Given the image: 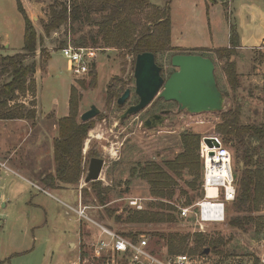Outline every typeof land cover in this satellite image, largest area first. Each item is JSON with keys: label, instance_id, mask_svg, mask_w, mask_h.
Returning a JSON list of instances; mask_svg holds the SVG:
<instances>
[{"label": "rangeland", "instance_id": "obj_1", "mask_svg": "<svg viewBox=\"0 0 264 264\" xmlns=\"http://www.w3.org/2000/svg\"><path fill=\"white\" fill-rule=\"evenodd\" d=\"M41 1L46 2L47 5L25 6L26 1L22 5L37 32L41 33L43 38L36 54L30 55L26 61V64L33 62L37 64L36 76L34 75L36 95L33 97L21 94L15 102L20 106L23 104L28 111L35 112V117L27 120L32 130V136L24 147L30 150L28 152L29 165L33 167L39 164L45 172L53 167L52 161L50 162L47 157L48 150L51 149L54 137H59V120L69 116L72 89H75L78 99V122L83 123L81 116L92 106H96L100 114L92 120L94 128L89 132L85 141L83 152L85 172L78 185H69L72 189L65 188L70 191L68 194L62 195L46 188L56 199L32 190V193H28L26 197L14 200L16 185L27 183L17 177H6L5 180L0 181V187H5L3 193L8 198L7 206L0 212L2 215L0 259L10 258L11 264H70L78 252L83 255L84 264H127L125 259L118 256L114 262L111 257L96 259L93 256V245L96 244L99 235L97 232L100 231L98 226L109 228L119 235L134 234L137 237H146L152 252L162 260L176 256L168 253L166 242L159 235L167 237L174 233L196 234L194 233L196 227L194 215H191L189 219H181L177 215L176 222L170 224H132L127 222V217L138 210L130 205V200H141L144 211L152 210L158 202L171 204L176 206L178 214V207H188L184 204L189 197L194 199L193 205L201 199L204 171H199L201 179L197 188L189 186L190 182L196 180V175L185 172V175L178 179L177 186L173 189L175 196L170 202L153 198L148 180L138 175L131 177V169L143 167L146 163L163 165L166 161L175 160L183 151L180 140L183 133L201 136L199 162L203 165L201 149L207 144L205 140L217 139L223 144L222 139L216 136L215 129L221 122L222 114L237 104V101L242 105L244 125L264 126V44L259 49L239 50L238 54L232 58L237 64L239 75V89L236 92L231 90L224 73L226 60L220 61L216 55H212L216 64L215 74L218 87L230 95L229 98L225 97L222 112L194 115L187 111H179L178 105L174 102L166 103L156 99L146 110L123 119V115L137 98L135 96L134 61L136 60L134 56L128 51L115 48L106 49L102 45L100 48L90 46L88 47L92 49L89 53L90 72L79 77L71 74L67 60L59 51L69 45L75 47L83 36L90 42V36H95L97 28L93 25L83 27L76 25L75 31L72 32L69 27L65 26L46 37L43 33V25L50 20V9L53 7L51 4L54 0ZM60 1L71 2V0ZM168 2L169 0H151V3L159 7L166 6ZM223 8L222 6L221 10L224 11ZM231 10L234 11V19L237 20L239 29L241 9L237 6V2L233 3ZM218 12L214 7L207 6L202 17L207 40L210 42L219 29L216 23ZM174 13V18L179 21L181 16L179 9H176ZM24 35L25 20L18 9L17 0H0V57L21 53L24 47ZM241 54L243 56H240ZM173 56L174 53H164L156 57L157 64L162 67L165 78L176 71L171 65ZM94 65L96 69H93ZM95 73L97 74L96 87L94 86ZM9 81V76L1 77L0 75V85ZM110 85L115 86L120 97L127 89L132 90L133 96L126 106L118 107L116 100L110 98L108 93ZM168 108L172 113L162 125L145 128V122L150 116L160 114V110ZM92 132H95V137L91 136ZM6 134L7 132L1 128L0 138L6 137ZM10 143L17 145L16 140ZM225 147L233 155L231 149ZM91 151L95 155L93 158L105 161L99 182L111 189L106 206L97 204L90 189L91 183H85L89 161L92 158L89 157ZM0 162L4 161L0 160ZM35 170L38 171V168L35 167ZM35 181L40 186L42 185L40 178ZM84 189H88L90 194L85 195ZM182 191H186L188 195H183ZM79 197H81L82 204L88 207L90 221L79 220L78 215L66 206L69 204L76 209L79 206ZM32 199L37 206L29 204L28 201ZM108 210L115 212L113 216H110ZM238 215L235 207L231 206L228 210L227 221L224 224L210 225L204 235L211 238L220 236L225 240H230L224 248L225 259H222L220 264H256L257 259L260 264H264L263 234H257L254 226H250L246 231L232 228L229 221ZM117 216L121 217L120 221L116 220ZM255 216L264 218V207L259 213H255ZM80 227L82 234L80 244L76 251L70 252L69 242L70 240L77 242V232ZM104 238L107 239V236ZM192 247L193 244L190 243L189 248ZM182 254L199 255L188 252ZM230 255L231 257H228ZM208 256V261H202V264L216 262L215 254L210 253Z\"/></svg>", "mask_w": 264, "mask_h": 264}, {"label": "trees", "instance_id": "obj_2", "mask_svg": "<svg viewBox=\"0 0 264 264\" xmlns=\"http://www.w3.org/2000/svg\"><path fill=\"white\" fill-rule=\"evenodd\" d=\"M218 0H214L217 2ZM171 0L164 7L154 6L150 0H71L70 3L54 1L50 9V20L43 25V33L49 37L62 27H69L74 32L75 26L93 25L97 28L95 36H90V42L85 36L76 44L77 48H115L128 51L136 57L143 53L159 54H198L207 58L216 55L220 61H225L224 73L233 92L239 89V75L237 64L232 60L238 54L240 35L235 24L231 25L230 47L226 49L208 50H181L172 44V19ZM18 9L25 20L24 47L21 53L14 56L0 57V75L9 76L10 81L0 85V121L30 120L35 117V112L28 111L21 104H15L19 95H36V82L34 75L37 64H26L30 55L36 54L38 45L43 41L38 36L31 19L18 0ZM1 51V48H0ZM215 62V61H214ZM135 65V61H134ZM96 69V65L93 66ZM94 75V74H93ZM97 85V74L95 73ZM93 82V83H94ZM72 89L69 116L59 120V137L54 142V160L56 171L54 174L44 176L42 183L50 189H57L60 185H78L84 171V145L89 132L94 128V121L87 123L78 122V99ZM224 97L229 98V93L221 91ZM112 100L120 98L114 85L108 87ZM138 103V98H135ZM162 100V99H159ZM134 103V104H135ZM35 107V106H33ZM119 107V106H118ZM242 105L237 101L231 109L224 112L221 122L216 126L215 134L222 139L225 146L233 153L234 171L238 175L237 198L232 206L238 216L232 217L229 225L241 231H246L250 226L257 229V234L264 236V218L255 216L264 207V126L257 124L244 125L242 122ZM182 153L175 160L162 164L146 163L143 167L132 168L131 177L138 175L148 180L151 187V196L160 200L172 201L175 196L173 190L185 172L196 175V180L189 183L191 188H197L201 175L199 171L204 166L199 162V149L201 136L192 133H183L180 136ZM89 152V157H94ZM198 184V185H197ZM90 189L95 201L100 206H106L110 188L104 187L101 182H93ZM85 195L90 192L83 190ZM183 195H188L182 191ZM204 197V190L200 198ZM194 199L188 198L185 206H192ZM150 211H137L130 213L127 222L132 224H170L176 222L178 210L176 206L158 202ZM110 216L115 212L108 210ZM102 219H104L102 217ZM121 220L120 216L116 217ZM137 240L134 234H122ZM166 242L170 255L182 253L203 255L207 248L216 255V264L225 259L224 248L230 240L222 237L211 238L204 234H180L169 236L159 235ZM190 243L193 244L189 248ZM228 257H231L228 256ZM1 261L0 264H5ZM256 264H260L257 259Z\"/></svg>", "mask_w": 264, "mask_h": 264}, {"label": "crops", "instance_id": "obj_3", "mask_svg": "<svg viewBox=\"0 0 264 264\" xmlns=\"http://www.w3.org/2000/svg\"><path fill=\"white\" fill-rule=\"evenodd\" d=\"M19 1L21 5H24L26 1L27 4L25 6L47 5L46 2L44 3V1L41 0ZM58 1L60 3H67L61 2L60 0ZM234 2H237V6H239V9H241L239 11V29L237 20L234 19V11L231 10V6ZM151 4L154 5V3ZM53 5L54 2L53 4H51V6ZM170 6L172 19V44L176 48H179L181 50H218L229 48L231 37V25H233V23L237 27L240 35L241 47L239 48V50L246 51L259 49L264 44V0H218L217 2H214V0H171ZM207 6H212V8L214 7L216 9V11H219V16H217L216 18V23L218 24L219 29L218 32H215V37H212L211 42L207 40L205 31L206 28L202 23V17L204 12L207 10ZM222 6L224 7V11L221 10ZM176 9H179L181 14V16L179 17V21L174 18V12ZM38 36L41 37V33L38 32ZM240 56L243 55L241 54ZM29 127V121L27 120L0 121V129L2 128L7 132L6 137L0 138V160H3L4 162L7 161V163L9 164L8 166H10L11 170L16 174H7L3 171H0V181L5 180L6 177H17L27 183L25 185H16L14 189L15 195L13 196L14 200L26 197L28 193H32V190H36L39 193L55 198V196L51 195L49 193V190L46 189L50 188L47 187L44 183H42V180L47 174L55 175L56 166L54 160V140L58 137H54V139L52 140L53 143L51 149L48 150L47 155L49 161H52L53 167H50V169L45 172L42 171V166L38 164L34 165L38 168V171H36L34 166L31 167L29 165L30 161L28 160V152L30 150H28V148L24 149L29 138L32 136V130ZM55 129H57L56 126ZM13 140H16L17 145H11L10 142H12ZM16 153L18 154L15 155ZM39 178L42 184L41 186L37 184V181H35V179L39 180ZM35 186H37L41 190L35 188ZM0 188L2 196L5 200V208L7 206L8 198L7 195L3 193L5 187L3 186ZM65 188L72 189V187L69 185H60L59 188L53 190L62 195H65L70 192L65 190ZM80 201L81 197H79V204ZM28 202L31 205L35 204L33 203V199ZM34 206H37V204H35ZM66 206L71 207L69 204H67ZM100 232L101 231L98 230L97 235L100 234ZM81 235L82 234L80 227L79 231L77 232V242H72L71 240L69 242V246L71 249L70 252H74L78 249V246L81 241ZM79 260L80 264H84L83 255L81 253L78 254L77 252V256L73 258L71 263L78 262ZM1 261H6L5 264H11L10 258Z\"/></svg>", "mask_w": 264, "mask_h": 264}, {"label": "built area", "instance_id": "obj_4", "mask_svg": "<svg viewBox=\"0 0 264 264\" xmlns=\"http://www.w3.org/2000/svg\"><path fill=\"white\" fill-rule=\"evenodd\" d=\"M91 50L69 45L63 47L59 52L67 60L68 70L71 74L79 77L90 72L89 53ZM216 141L219 144L218 148L211 149L208 144H205L201 149L204 166V197L192 206L178 207V215L181 219H189L191 215H194L196 220L194 233L196 234H206L212 224H224L227 221L228 210L237 198L236 183L238 179L235 180L234 178L236 173L232 154L219 140L216 139ZM211 153H214V155H211ZM0 171L15 174L7 162H0ZM35 188L40 189L37 186ZM210 188L214 189L211 196H209ZM130 205L138 211H144L145 209L141 204V200L138 199H131ZM4 206L5 200L0 188V212ZM70 209L78 215L79 220L90 221L88 207L84 206L81 201L76 209L71 207ZM0 220H2L1 213ZM98 227L101 232L98 235L96 244L93 245V256L96 259L111 257L112 262H114L116 256H118L125 259L127 264H202V261H208L209 259V256L206 255L180 254L162 260L152 252L146 237L139 236L137 240H134L131 237L119 235L109 228ZM105 236H107V239L104 238ZM71 264H80V260Z\"/></svg>", "mask_w": 264, "mask_h": 264}, {"label": "water", "instance_id": "obj_5", "mask_svg": "<svg viewBox=\"0 0 264 264\" xmlns=\"http://www.w3.org/2000/svg\"><path fill=\"white\" fill-rule=\"evenodd\" d=\"M171 65L176 69L168 78L163 76V69L157 64L156 55L143 53L136 57L134 78L135 95L139 100L137 105L131 106L123 115V119L146 110L156 99L174 102L179 111L190 114L216 113L224 110L225 97L218 87L216 79V64L211 58L198 54H177L171 59ZM132 95L127 89L117 100V105L123 107ZM100 114L96 106L81 116V121L87 123ZM170 112L153 115L145 122V128H155L162 125ZM205 142L211 149L218 148L214 139ZM214 155V153H211ZM105 161L92 158L89 161L88 175L85 183L101 180ZM235 180L238 175H234ZM211 249L207 248L203 255L208 256Z\"/></svg>", "mask_w": 264, "mask_h": 264}, {"label": "flooded vegetation", "instance_id": "obj_6", "mask_svg": "<svg viewBox=\"0 0 264 264\" xmlns=\"http://www.w3.org/2000/svg\"><path fill=\"white\" fill-rule=\"evenodd\" d=\"M132 96H133V92H132V95H131L130 99L132 98ZM135 96H136V95H135ZM130 99H129V100H130ZM129 100L127 101L126 105L128 104ZM163 101H164V100H163ZM164 102H165V101H164ZM138 103H139V102H138ZM138 103L132 104V106L137 105ZM166 103H167V102H166ZM126 105H125V106H126ZM130 107H131V106H130ZM130 107H129V108H130ZM129 108H128V109H129ZM164 112H170V114L172 113L171 109H169V108H168V109H162V110H160V114H163ZM160 114H155V115H160ZM170 114H169V115H170ZM169 115H168V116H169ZM152 116H153V115H152ZM168 116H167V117H168ZM129 117H130V116H129ZM150 117H151V116H150ZM150 117H149V118H150ZM149 118H148V119H149ZM125 119H126V118H125ZM92 158H93V157H92ZM92 158H91V159H92ZM88 168H89V167H88Z\"/></svg>", "mask_w": 264, "mask_h": 264}, {"label": "bare ground", "instance_id": "obj_7", "mask_svg": "<svg viewBox=\"0 0 264 264\" xmlns=\"http://www.w3.org/2000/svg\"><path fill=\"white\" fill-rule=\"evenodd\" d=\"M94 134H95V132H92V134H91V136H94ZM90 136V137H91ZM95 137V136H94ZM87 146V145H86ZM213 191H214V189H212V188H210L209 189V196H211L212 194H213Z\"/></svg>", "mask_w": 264, "mask_h": 264}]
</instances>
